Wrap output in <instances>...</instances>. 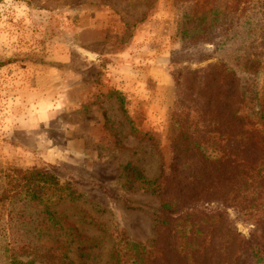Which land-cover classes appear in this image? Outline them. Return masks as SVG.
Instances as JSON below:
<instances>
[{"label":"rangeland","instance_id":"rangeland-1","mask_svg":"<svg viewBox=\"0 0 264 264\" xmlns=\"http://www.w3.org/2000/svg\"><path fill=\"white\" fill-rule=\"evenodd\" d=\"M262 2L255 0L242 34H222L230 38L222 56L238 70L251 39L264 38ZM186 9L174 0H0V196L11 190L6 205L17 207L19 170L35 167L71 185L74 196L33 189L64 224L58 239L75 264H109L120 240L156 237L161 200L143 182L128 189L124 166L159 176L175 136L173 71L211 61L199 62L211 44L177 53ZM257 85L246 111L264 129V73ZM205 150L220 155L215 145ZM43 207L27 208L36 216ZM231 214L248 237L255 220L246 211ZM9 220L5 211L0 249ZM54 235H41L40 247L57 246ZM0 264H8L3 250Z\"/></svg>","mask_w":264,"mask_h":264},{"label":"trees","instance_id":"trees-1","mask_svg":"<svg viewBox=\"0 0 264 264\" xmlns=\"http://www.w3.org/2000/svg\"><path fill=\"white\" fill-rule=\"evenodd\" d=\"M174 3L187 5L182 47L177 53L189 52L201 43L211 44L213 49L199 62L211 61L173 71L175 136L170 160L159 176L150 180L137 166H124L128 189L145 183V191L161 200V209L156 237L151 242L120 240L109 264H264V129L246 111L258 98L257 79L264 73V38L262 42L251 39L240 70L222 56L230 47V38L222 36L223 32L238 28L242 34L255 0ZM210 144L219 149V156L206 152ZM18 175L13 196L21 203L6 205L11 190L0 196L4 201L0 216L5 211L10 215L3 230H7L9 241L0 252L6 253L8 264H75L69 258L67 242L58 239L64 224L33 189L45 185L74 196L68 190H73L71 185L61 184L55 173L44 168L19 170ZM39 202L44 207L35 216L27 207H38ZM231 210L246 211L255 220L248 237L239 231ZM52 232L59 243L42 249L40 236ZM25 256L29 259L24 260Z\"/></svg>","mask_w":264,"mask_h":264}]
</instances>
